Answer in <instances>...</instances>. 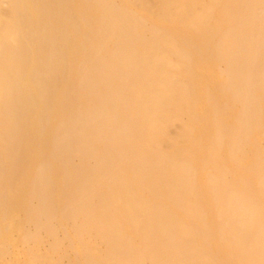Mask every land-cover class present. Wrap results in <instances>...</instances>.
I'll return each mask as SVG.
<instances>
[{
	"label": "bare ground",
	"instance_id": "bare-ground-1",
	"mask_svg": "<svg viewBox=\"0 0 264 264\" xmlns=\"http://www.w3.org/2000/svg\"><path fill=\"white\" fill-rule=\"evenodd\" d=\"M0 264H264V0H0Z\"/></svg>",
	"mask_w": 264,
	"mask_h": 264
},
{
	"label": "rangeland",
	"instance_id": "rangeland-1",
	"mask_svg": "<svg viewBox=\"0 0 264 264\" xmlns=\"http://www.w3.org/2000/svg\"><path fill=\"white\" fill-rule=\"evenodd\" d=\"M7 259V258H6Z\"/></svg>",
	"mask_w": 264,
	"mask_h": 264
}]
</instances>
